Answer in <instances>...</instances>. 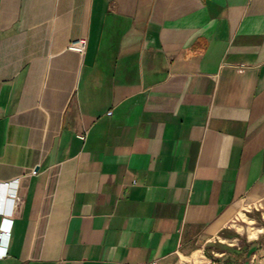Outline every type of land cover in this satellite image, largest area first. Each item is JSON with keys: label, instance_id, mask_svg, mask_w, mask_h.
<instances>
[{"label": "crops", "instance_id": "1", "mask_svg": "<svg viewBox=\"0 0 264 264\" xmlns=\"http://www.w3.org/2000/svg\"><path fill=\"white\" fill-rule=\"evenodd\" d=\"M5 226L0 264H264V0H0Z\"/></svg>", "mask_w": 264, "mask_h": 264}, {"label": "built area", "instance_id": "2", "mask_svg": "<svg viewBox=\"0 0 264 264\" xmlns=\"http://www.w3.org/2000/svg\"><path fill=\"white\" fill-rule=\"evenodd\" d=\"M86 47H87V40L85 38H80L78 40H75L73 42L70 43L69 45V49L77 52L79 54H84L86 51ZM82 138H84L82 136ZM10 198L12 199L13 202L17 201V193L16 192H10ZM260 206V203L258 204ZM11 228H9L8 226L2 227L0 230V241L2 242L3 240L9 239L11 237Z\"/></svg>", "mask_w": 264, "mask_h": 264}]
</instances>
